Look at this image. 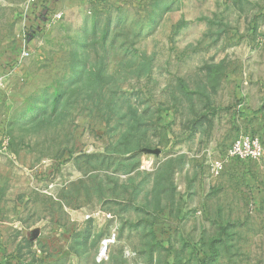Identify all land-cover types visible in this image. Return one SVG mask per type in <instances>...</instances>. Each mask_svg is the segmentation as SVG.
I'll list each match as a JSON object with an SVG mask.
<instances>
[{
	"label": "rangeland",
	"instance_id": "rangeland-1",
	"mask_svg": "<svg viewBox=\"0 0 264 264\" xmlns=\"http://www.w3.org/2000/svg\"><path fill=\"white\" fill-rule=\"evenodd\" d=\"M0 81V264H264V0H0Z\"/></svg>",
	"mask_w": 264,
	"mask_h": 264
},
{
	"label": "built area",
	"instance_id": "built-area-1",
	"mask_svg": "<svg viewBox=\"0 0 264 264\" xmlns=\"http://www.w3.org/2000/svg\"><path fill=\"white\" fill-rule=\"evenodd\" d=\"M36 0H32L35 3ZM62 18V14H55L51 17V22L58 21ZM28 54L23 51L20 56L16 57L14 61L18 65L19 60L26 57ZM1 85V81H0ZM231 160L239 161H261L264 160V145L262 141L255 136L243 134L237 137L226 149L224 158L216 160L212 165V173L219 176L226 167L227 162Z\"/></svg>",
	"mask_w": 264,
	"mask_h": 264
},
{
	"label": "trees",
	"instance_id": "trees-1",
	"mask_svg": "<svg viewBox=\"0 0 264 264\" xmlns=\"http://www.w3.org/2000/svg\"><path fill=\"white\" fill-rule=\"evenodd\" d=\"M10 65H11V67H16L17 66V64H16V62L13 60L11 63H10Z\"/></svg>",
	"mask_w": 264,
	"mask_h": 264
},
{
	"label": "crops",
	"instance_id": "crops-1",
	"mask_svg": "<svg viewBox=\"0 0 264 264\" xmlns=\"http://www.w3.org/2000/svg\"><path fill=\"white\" fill-rule=\"evenodd\" d=\"M50 2H51V0H50ZM262 47V46H261Z\"/></svg>",
	"mask_w": 264,
	"mask_h": 264
}]
</instances>
